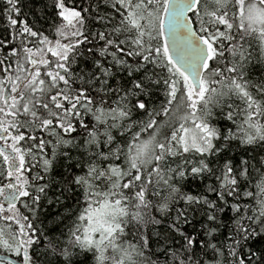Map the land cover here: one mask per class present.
Listing matches in <instances>:
<instances>
[{"label":"snow or ice","instance_id":"snow-or-ice-1","mask_svg":"<svg viewBox=\"0 0 264 264\" xmlns=\"http://www.w3.org/2000/svg\"><path fill=\"white\" fill-rule=\"evenodd\" d=\"M3 4L0 264H264V0Z\"/></svg>","mask_w":264,"mask_h":264},{"label":"trees","instance_id":"trees-1","mask_svg":"<svg viewBox=\"0 0 264 264\" xmlns=\"http://www.w3.org/2000/svg\"><path fill=\"white\" fill-rule=\"evenodd\" d=\"M3 0H0V38H4L8 35L10 29L7 27V21L3 17ZM23 19V17H21Z\"/></svg>","mask_w":264,"mask_h":264}]
</instances>
